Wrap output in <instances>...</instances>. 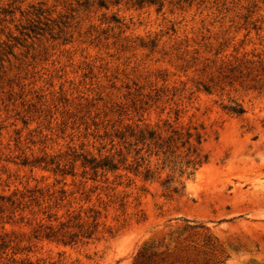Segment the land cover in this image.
Instances as JSON below:
<instances>
[{"label": "rangeland", "instance_id": "rangeland-1", "mask_svg": "<svg viewBox=\"0 0 264 264\" xmlns=\"http://www.w3.org/2000/svg\"><path fill=\"white\" fill-rule=\"evenodd\" d=\"M258 56L264 0H0V264H264ZM128 126L197 129L207 163L175 192L72 156Z\"/></svg>", "mask_w": 264, "mask_h": 264}, {"label": "trees", "instance_id": "trees-1", "mask_svg": "<svg viewBox=\"0 0 264 264\" xmlns=\"http://www.w3.org/2000/svg\"><path fill=\"white\" fill-rule=\"evenodd\" d=\"M258 59L257 62H250L253 66L247 68L246 76H251L255 72L252 79L254 88L264 89V62L260 60V56ZM203 91L210 93L211 88L204 85ZM229 111L237 115L244 113L239 105L230 107ZM203 141V135L197 129L192 132L191 129L170 127V130L163 134L148 126H128L117 131L111 138V148L106 154L94 157L90 154L72 151V156L75 159H82L83 167L89 168L94 174L100 171L104 174L124 171L150 181L155 179L156 174L166 172L167 176L162 185L166 190L178 192L186 188L184 179L188 180L195 176L197 171L207 163L208 158L203 155L201 148ZM40 162L42 160H36V163ZM92 235L93 233L88 229L75 233L54 231L50 228V231L42 234V237L57 239L66 245L76 243L80 237L91 238ZM17 264L40 263L25 259Z\"/></svg>", "mask_w": 264, "mask_h": 264}]
</instances>
